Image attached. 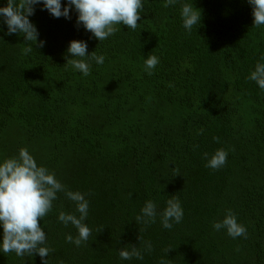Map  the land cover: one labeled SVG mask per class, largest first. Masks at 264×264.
<instances>
[{
	"label": "trees",
	"instance_id": "trees-1",
	"mask_svg": "<svg viewBox=\"0 0 264 264\" xmlns=\"http://www.w3.org/2000/svg\"><path fill=\"white\" fill-rule=\"evenodd\" d=\"M142 2L137 29L117 25L103 41L77 27L74 7L67 19L38 4L29 19L45 43L27 55L24 37L8 35L0 22V159L26 147L89 202L92 234L77 247L66 240L77 229L58 216L80 214L57 193L40 221L48 264H264V90L248 79L264 62V26H253L248 0ZM184 3L202 12L191 32L183 27ZM73 39L104 56L102 65L90 62L88 76L65 64ZM150 54L159 58L152 75L144 68ZM221 148L226 164L206 167L204 154ZM173 196L184 215L165 229L159 213ZM148 200L157 206L155 222L137 223ZM228 209L246 237L212 227ZM132 244L142 260L120 258ZM0 264L43 262L0 251Z\"/></svg>",
	"mask_w": 264,
	"mask_h": 264
},
{
	"label": "clouds",
	"instance_id": "clouds-1",
	"mask_svg": "<svg viewBox=\"0 0 264 264\" xmlns=\"http://www.w3.org/2000/svg\"><path fill=\"white\" fill-rule=\"evenodd\" d=\"M176 3V0H164L163 7L167 8ZM252 6L253 26H264V0H248ZM43 5L55 18L65 17L71 19L73 7L76 11L77 27L92 34L99 41L106 40L114 35L117 25H126L136 30L141 20L140 12L144 8L142 0H67L66 6L62 0H7L6 6H0V22L7 25V34H20L28 45L22 49L27 55L32 51V44L42 48L45 41L38 40L39 31L36 25L29 19L35 14V6ZM183 27L191 32L193 26L201 25L202 12L193 3H184L181 6ZM71 54L72 58H68ZM66 65L77 70L83 75L90 74L91 61L102 65L104 56L97 55L96 51L88 53V44L84 40L73 39L65 54ZM264 61V56L261 57ZM159 63L155 55H148L144 60V68L148 75ZM248 79L256 82L261 90H264V62L258 61ZM201 134L203 129L200 130ZM217 141L218 137H214ZM207 158L206 167L217 170L227 162V152L217 149L210 158ZM179 175V174H177ZM63 192L65 196L76 205L74 213L60 211L58 219L65 226H74L78 235L73 238L71 234L66 236L69 243L79 247L87 242L92 232L85 223L89 202L85 195L79 191H72L57 179L54 172L46 166L38 164L34 156L26 147H21L18 153L11 157L0 159V226L3 229V238L0 241V251L4 254L14 252L19 257L39 255L43 264H48V256L52 251L47 246L46 232L40 221L52 210L53 201L57 199V193ZM142 214L135 218L137 223H154L157 216L156 204L148 200L141 210ZM162 226L172 229L173 222L180 223L183 219V209L178 198L175 196L166 201V207L159 213ZM212 227L216 231L225 229L232 238L247 235V229L237 220L235 213L228 209L222 220L214 221ZM142 241V237L139 236ZM148 251L152 250L150 242L147 243ZM171 249L165 251L169 253ZM119 256L122 260H130L133 257L142 260L144 257L136 245L120 249ZM160 264H166L161 260Z\"/></svg>",
	"mask_w": 264,
	"mask_h": 264
}]
</instances>
